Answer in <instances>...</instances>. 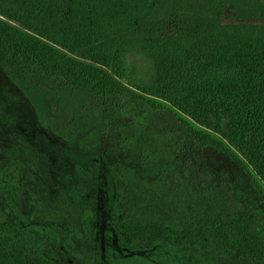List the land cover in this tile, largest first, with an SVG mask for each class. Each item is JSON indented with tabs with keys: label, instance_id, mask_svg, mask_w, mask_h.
Returning <instances> with one entry per match:
<instances>
[{
	"label": "trees",
	"instance_id": "16d2710c",
	"mask_svg": "<svg viewBox=\"0 0 264 264\" xmlns=\"http://www.w3.org/2000/svg\"><path fill=\"white\" fill-rule=\"evenodd\" d=\"M226 9L235 20H222ZM128 52L150 60L149 81L126 61ZM0 65L24 92L48 80L89 95L133 86L181 115L192 139L232 151L264 185V0H0ZM18 104L14 92L0 88V134L16 137L11 144L0 138L3 201L9 179L2 174L15 163L10 180L22 182L23 138L33 127L19 117ZM118 192L128 199L126 213L110 222L120 242L197 253L214 247L206 219L142 212L133 191L120 184ZM216 225L221 233L237 230L240 245L264 247L237 224ZM0 264L54 263L33 245L25 222L7 214L0 217Z\"/></svg>",
	"mask_w": 264,
	"mask_h": 264
},
{
	"label": "rangeland",
	"instance_id": "374dc122",
	"mask_svg": "<svg viewBox=\"0 0 264 264\" xmlns=\"http://www.w3.org/2000/svg\"><path fill=\"white\" fill-rule=\"evenodd\" d=\"M222 20L235 19L226 9ZM125 59L150 80L147 57L128 52ZM3 86L18 96L19 117L33 127L23 138L22 182L10 180L15 163L2 174L9 186L6 200L0 198V217L23 220L49 261L128 264L136 255L147 264H264V247L240 245L237 230L221 233L216 225L237 224L264 243L263 183L229 149L192 139L181 115L149 102L133 86L89 95L48 80L24 92L0 65ZM0 138L11 144L16 137ZM4 149L0 142V153ZM120 184L135 193L142 212L206 219L214 247L197 253L162 242H120L110 225L126 213Z\"/></svg>",
	"mask_w": 264,
	"mask_h": 264
},
{
	"label": "flooded vegetation",
	"instance_id": "af4514ba",
	"mask_svg": "<svg viewBox=\"0 0 264 264\" xmlns=\"http://www.w3.org/2000/svg\"><path fill=\"white\" fill-rule=\"evenodd\" d=\"M111 222V221H110ZM112 229V228H111ZM113 231V230H112ZM114 233V232H113Z\"/></svg>",
	"mask_w": 264,
	"mask_h": 264
}]
</instances>
